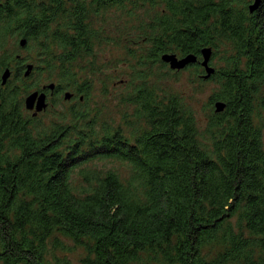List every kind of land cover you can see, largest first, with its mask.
Masks as SVG:
<instances>
[{"label":"trees","instance_id":"1","mask_svg":"<svg viewBox=\"0 0 264 264\" xmlns=\"http://www.w3.org/2000/svg\"><path fill=\"white\" fill-rule=\"evenodd\" d=\"M252 2L0 0V77L11 73L0 81V264H47L61 239L83 249L82 264H264V0L250 14ZM125 7L147 11L141 40L163 67L164 54L200 61L202 49L223 47L204 127L181 97L142 83L124 99L139 120L132 141L37 123L23 105L35 73L58 74L54 93L83 104L91 86L77 62L99 43L93 23ZM14 39L36 63L10 52ZM28 65L34 75L24 77ZM93 160L127 175L86 168Z\"/></svg>","mask_w":264,"mask_h":264},{"label":"rangeland","instance_id":"2","mask_svg":"<svg viewBox=\"0 0 264 264\" xmlns=\"http://www.w3.org/2000/svg\"><path fill=\"white\" fill-rule=\"evenodd\" d=\"M128 7L119 11L116 9L105 11L93 23L95 30L98 32L101 30V33H98L99 43H95L91 56L77 62L86 67L80 73L82 75L80 77L90 82L91 89L87 99L83 104H78L77 100L76 102L70 101L71 99L64 100V94L70 92L69 90L65 89L57 94L54 90L46 89L44 93L47 108L36 116L39 120L37 123L41 122L46 128H52L53 125L60 126L59 124L66 127L68 124L69 128L75 127L70 136H76L75 133L81 132L88 138L94 136L102 139L106 134L117 131L121 137L132 141L133 134L138 132L139 120L136 118L135 107L124 99L129 98L133 94L132 89L142 83L152 88L159 97L170 94L181 97L191 107L198 126L201 129L204 127L210 115L207 102L218 89L217 82L210 79L202 80L201 76L205 74H201L202 68L199 65L175 72L167 65L163 67L157 63L150 53L152 52L150 45L141 40L140 24L146 20L147 11L138 9L128 14ZM17 44L18 40L15 39L10 42V52L20 57L32 58L31 61L36 63L38 55L35 50L29 48L25 50ZM224 57V49L220 47L216 55L211 56L209 65L215 70L221 68L224 65ZM33 73L32 70L30 74L34 75ZM35 75V87L29 94L41 90L44 86L53 84L56 87L59 84L58 74L50 78L45 71H37ZM75 112L84 113V119L78 122L72 118L71 115ZM260 113H262L260 116L264 147V110ZM27 114L31 117V112ZM85 166L98 171L119 169L123 177L127 175L123 165L113 164L110 161L93 160ZM72 177L79 176L75 173ZM77 183L79 184V178ZM60 243L58 248H50L46 257L47 264H82L81 260L84 257L82 248L64 239H61Z\"/></svg>","mask_w":264,"mask_h":264},{"label":"water","instance_id":"3","mask_svg":"<svg viewBox=\"0 0 264 264\" xmlns=\"http://www.w3.org/2000/svg\"><path fill=\"white\" fill-rule=\"evenodd\" d=\"M262 4V0H253L252 4L249 5L248 10L249 13L252 14L259 10ZM26 45V41L23 39L19 42V46L23 48ZM212 56V49L211 48H204L200 52L201 60L199 61L196 55L189 54L187 56L179 58L176 54H164L161 56V61L168 65L169 69L172 71H181L184 70L186 67L194 65L198 63L201 68L204 70L205 75L203 76L204 80H208L212 75L215 74V69L212 68L209 63ZM33 70V66L28 65L26 66V71L24 73V77H28ZM11 73L9 69H6L1 77V86H4L9 79ZM55 86L48 85L42 88L41 92L35 91L24 98V109L27 112H31V116L34 118L40 112L46 110L47 103H46V95L44 91L46 89L53 91ZM72 98V94L65 93L64 100H70ZM226 105L223 102H216L214 104V113L219 114L222 113L225 109Z\"/></svg>","mask_w":264,"mask_h":264},{"label":"flooded vegetation","instance_id":"4","mask_svg":"<svg viewBox=\"0 0 264 264\" xmlns=\"http://www.w3.org/2000/svg\"><path fill=\"white\" fill-rule=\"evenodd\" d=\"M73 97V96H72ZM72 99V98H71ZM80 101L82 100V98L79 99ZM71 101V100H70Z\"/></svg>","mask_w":264,"mask_h":264}]
</instances>
